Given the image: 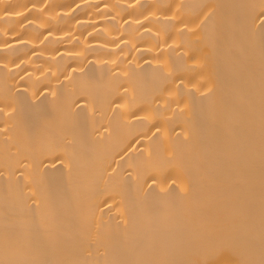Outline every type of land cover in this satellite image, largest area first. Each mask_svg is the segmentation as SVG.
<instances>
[{
  "label": "bare ground",
  "instance_id": "6f19581e",
  "mask_svg": "<svg viewBox=\"0 0 264 264\" xmlns=\"http://www.w3.org/2000/svg\"><path fill=\"white\" fill-rule=\"evenodd\" d=\"M0 264H264V0H0Z\"/></svg>",
  "mask_w": 264,
  "mask_h": 264
}]
</instances>
